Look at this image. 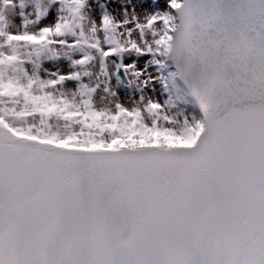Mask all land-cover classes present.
I'll use <instances>...</instances> for the list:
<instances>
[{"label":"snow or ice","instance_id":"obj_1","mask_svg":"<svg viewBox=\"0 0 264 264\" xmlns=\"http://www.w3.org/2000/svg\"><path fill=\"white\" fill-rule=\"evenodd\" d=\"M0 264H264V0H0Z\"/></svg>","mask_w":264,"mask_h":264},{"label":"rangeland","instance_id":"obj_2","mask_svg":"<svg viewBox=\"0 0 264 264\" xmlns=\"http://www.w3.org/2000/svg\"><path fill=\"white\" fill-rule=\"evenodd\" d=\"M141 64H143V61H141Z\"/></svg>","mask_w":264,"mask_h":264}]
</instances>
